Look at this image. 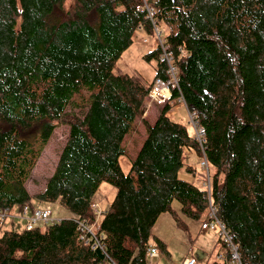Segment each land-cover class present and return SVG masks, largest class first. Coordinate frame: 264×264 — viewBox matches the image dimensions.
<instances>
[{
  "label": "trees",
  "instance_id": "1",
  "mask_svg": "<svg viewBox=\"0 0 264 264\" xmlns=\"http://www.w3.org/2000/svg\"><path fill=\"white\" fill-rule=\"evenodd\" d=\"M69 1L0 0V208L35 197L75 214L20 231L0 222V264H151L152 245L169 254L152 229L167 211L187 228L173 201L189 218L208 213L207 190L179 177L194 171L185 146L215 168L211 199L245 263L264 264V0ZM146 3L168 28L178 86L154 122L142 118L146 138L125 172V137L138 131L153 83L114 66L138 28L154 31ZM145 57L158 60L154 80L167 76L160 44ZM180 96L205 129L203 148L167 113ZM59 124L66 143L32 194L27 180ZM103 180L117 193L99 217ZM81 221L95 224L96 245L81 238ZM219 254L213 264H227L228 250Z\"/></svg>",
  "mask_w": 264,
  "mask_h": 264
},
{
  "label": "rangeland",
  "instance_id": "2",
  "mask_svg": "<svg viewBox=\"0 0 264 264\" xmlns=\"http://www.w3.org/2000/svg\"><path fill=\"white\" fill-rule=\"evenodd\" d=\"M158 26L162 31L161 37L164 38L168 28L164 23ZM158 44H160V40L155 31L149 32L144 28H138L135 32L133 43L124 50L115 63L114 72L117 74L127 73L135 75L146 86H150L154 80L158 60L156 57L148 59L145 55L157 48ZM163 105L158 103L154 104V112L152 110V114L146 113L142 109L141 118L138 120V131H134L126 136L125 145L127 147V153L121 155L119 158L121 167L125 172L130 171L132 160L137 155L143 143V137L146 131L142 118L154 122L158 116L156 110L159 109L160 111ZM167 113L173 120L187 126L191 138L196 136L195 125L184 102L178 101L173 104ZM68 133L69 126L67 124H59L55 128L27 180L26 185L30 193L33 194L45 189L47 181L52 175L59 155L66 143ZM203 159V155L198 153L194 147L185 146L183 161L185 165L193 166L194 171L189 172L185 167L179 170V177L193 182L201 189H205L204 183L208 180V177L212 178L215 171V168L211 164H208V167L202 165ZM116 193L117 187L111 182L103 180L100 183L93 197V203L99 212V217L102 212L110 207ZM29 206L30 213L35 207L50 208L53 212L52 217L54 220L75 217V214L64 207L59 201H39L33 197ZM172 206L178 211L187 228L179 227L170 212H163L157 219L152 229V234L167 243L169 254L159 251L158 256L148 255V261L151 264H185V260L190 257H195L200 264H213L216 261H221L218 254L224 252L226 248L220 240L219 232L216 230H203L202 219H192L182 214L181 204L178 200H174ZM44 223L40 221L39 225L44 226ZM25 225L26 219L23 214V204H16L8 211V216L3 224V230L14 228L20 231L25 228Z\"/></svg>",
  "mask_w": 264,
  "mask_h": 264
},
{
  "label": "built area",
  "instance_id": "3",
  "mask_svg": "<svg viewBox=\"0 0 264 264\" xmlns=\"http://www.w3.org/2000/svg\"><path fill=\"white\" fill-rule=\"evenodd\" d=\"M146 9L149 15L150 20L153 23L154 31L159 37L160 40V46L162 50V59L166 61L167 68H166V77H156L154 80V83L152 85V89L150 92V96L152 97V103H160L164 104L168 101V99L172 95V88L173 86H178V75H177V67L173 61L172 53L169 49V46L165 44L164 39L161 37L162 31L160 30V27L155 23L153 19L154 9L146 3ZM179 101L185 102L184 98L180 96L178 98ZM191 119L195 125L196 128V139L200 142L202 148H203V139H204V133L205 129L203 127L196 126V123L194 122V115L190 113ZM203 161L202 165L208 167V160L206 156L203 154ZM205 189L207 190L209 194V206H208V213L206 219L202 223V229L203 230H216L219 232L220 239L224 243V246L226 250H228L229 255L227 259V264H246L242 253L240 251L238 243L235 241V237L233 233L230 232V230L227 228L226 224L221 220V218L218 216L217 209L214 206L212 199H211V189H212V181L211 178L208 177V180L204 183ZM96 208V206H95ZM97 210V209H96ZM9 209H1L0 208V222H4L6 217L8 216ZM98 212V211H97ZM99 213V212H98ZM23 214L25 215L26 219V227L28 229H31L39 224L40 221L49 223L54 220L52 217V210L50 208H39L35 207L33 208L32 212L30 213V206L28 204L23 205ZM79 230H80V236L81 238L85 239L87 242L91 240V238L94 239V245L97 244L98 240L100 239L95 231V224H89L85 221H81L78 224ZM149 255L152 256H158L159 255V249L158 247L152 245L150 246L148 250ZM219 258H221V254H218ZM110 264H118L116 262H111ZM185 264H200V262L195 257H190L185 260Z\"/></svg>",
  "mask_w": 264,
  "mask_h": 264
},
{
  "label": "crops",
  "instance_id": "4",
  "mask_svg": "<svg viewBox=\"0 0 264 264\" xmlns=\"http://www.w3.org/2000/svg\"><path fill=\"white\" fill-rule=\"evenodd\" d=\"M152 110L154 112V104L153 105H151V104L149 105V108L146 110V113L148 112L149 114H152ZM156 112H157V115H158L159 114V109H157ZM145 138H146V133H145V135L143 137V141H144ZM45 208H48V207H45ZM12 224H14V223L12 222Z\"/></svg>",
  "mask_w": 264,
  "mask_h": 264
}]
</instances>
